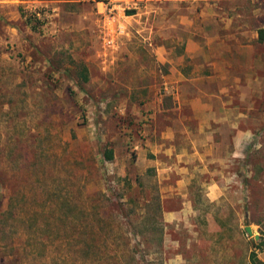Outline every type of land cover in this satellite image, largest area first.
<instances>
[{
  "label": "rangeland",
  "instance_id": "1",
  "mask_svg": "<svg viewBox=\"0 0 264 264\" xmlns=\"http://www.w3.org/2000/svg\"><path fill=\"white\" fill-rule=\"evenodd\" d=\"M262 36L264 0H0L7 264L80 258L75 220L84 228L99 213L108 227L132 220L133 243L162 238L146 256L156 264H252L253 252L263 261L264 245L245 231L264 238ZM179 69L195 78L188 96L208 94L219 109L220 95L232 109L234 128L212 136L226 163L204 168L164 152L169 127L199 128L191 106L179 117L167 84ZM175 143L190 149L183 133ZM143 217L161 233L143 236Z\"/></svg>",
  "mask_w": 264,
  "mask_h": 264
},
{
  "label": "trees",
  "instance_id": "2",
  "mask_svg": "<svg viewBox=\"0 0 264 264\" xmlns=\"http://www.w3.org/2000/svg\"><path fill=\"white\" fill-rule=\"evenodd\" d=\"M261 38H264V36ZM106 159L109 161L113 159V151L106 153ZM88 216H92V214ZM98 216L99 218H96L97 222H92L91 220L86 225L84 224V228L75 220L73 230L75 232L74 237L77 240L74 241L72 246L75 254H81L80 258H70L65 253L54 258L53 253L49 252L48 255H44L43 264H156L154 261H149L146 256L152 253L154 249L163 247L162 238L159 239V242L155 246H152L150 241L133 243L131 236L137 237L138 232L132 225V220L128 219V227L125 229L124 226L108 227L102 224L105 223V216L102 213H99ZM147 221V217H143L142 225L144 229L141 234L143 236H148L150 235L149 233L159 235L161 230L157 226H147ZM80 237H83V239L81 240ZM258 241L259 245H264V238ZM4 245L0 240V264H7L1 254V249L8 247L7 243L6 246ZM41 245L45 248L48 247V244L45 242H42ZM50 246L53 247V244H50ZM56 247L58 248V246ZM250 260L252 264H264L255 252L251 254Z\"/></svg>",
  "mask_w": 264,
  "mask_h": 264
},
{
  "label": "crops",
  "instance_id": "3",
  "mask_svg": "<svg viewBox=\"0 0 264 264\" xmlns=\"http://www.w3.org/2000/svg\"><path fill=\"white\" fill-rule=\"evenodd\" d=\"M195 78L192 75H188L182 70H174L172 76H169L167 79V84L171 86L172 90L174 89L176 92L174 93L175 99L179 105V117L182 119L184 117L182 110L183 105L191 106V118H195L199 122V128L194 130L192 127L183 124V128L175 127L168 128L166 133H163V142L165 147V139H167L168 146L164 152L167 155H176L180 158V161L187 160V163L196 162L200 160L202 166L204 168L209 165H216L226 163V157L220 158L214 154V150L220 146L216 141L213 140V134L223 132L224 126H229L230 129L234 128L233 125V111L229 107H227L226 99L222 98L220 95H212V97H217L222 101V108L214 109L210 104V100L212 99L208 94L204 97H190L186 94L184 85L195 84ZM208 97V98H207ZM209 102V103H208ZM201 106L199 109L198 106ZM188 118V117H187ZM186 118V119H187ZM224 127V128H223ZM198 132L202 135L201 143L196 139L195 133ZM179 133H183L185 139L187 140V144L190 149H187L177 145L175 143L176 137ZM223 145V144H221ZM171 165H165L166 169H170ZM207 171V170H206ZM188 173V170L184 171ZM183 172V173H184ZM183 180H186L185 177ZM209 193L208 197L211 201H216L221 195V189L219 184L213 181V183L208 186ZM264 261V256L262 257Z\"/></svg>",
  "mask_w": 264,
  "mask_h": 264
},
{
  "label": "water",
  "instance_id": "4",
  "mask_svg": "<svg viewBox=\"0 0 264 264\" xmlns=\"http://www.w3.org/2000/svg\"><path fill=\"white\" fill-rule=\"evenodd\" d=\"M245 231L248 234V236H250L252 239H255L256 241H258L260 239V235H258V234L255 235V232H254L252 226H246Z\"/></svg>",
  "mask_w": 264,
  "mask_h": 264
}]
</instances>
